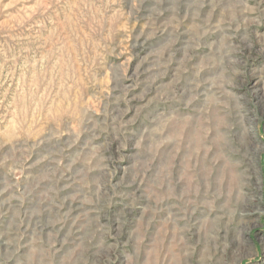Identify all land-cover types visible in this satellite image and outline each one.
Instances as JSON below:
<instances>
[{
    "label": "rangeland",
    "instance_id": "obj_1",
    "mask_svg": "<svg viewBox=\"0 0 264 264\" xmlns=\"http://www.w3.org/2000/svg\"><path fill=\"white\" fill-rule=\"evenodd\" d=\"M0 264H264V0H0Z\"/></svg>",
    "mask_w": 264,
    "mask_h": 264
}]
</instances>
